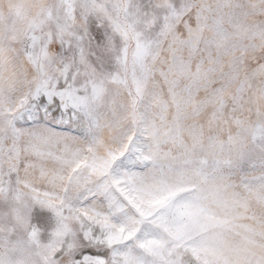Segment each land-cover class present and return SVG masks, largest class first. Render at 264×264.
<instances>
[{"label":"snow or ice","instance_id":"snow-or-ice-1","mask_svg":"<svg viewBox=\"0 0 264 264\" xmlns=\"http://www.w3.org/2000/svg\"><path fill=\"white\" fill-rule=\"evenodd\" d=\"M0 264H264V0H0Z\"/></svg>","mask_w":264,"mask_h":264}]
</instances>
